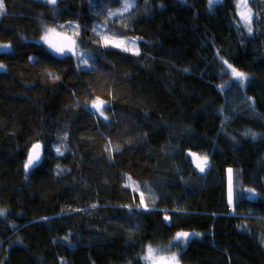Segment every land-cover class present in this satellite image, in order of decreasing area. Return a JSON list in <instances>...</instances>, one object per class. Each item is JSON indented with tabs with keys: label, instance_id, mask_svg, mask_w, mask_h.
<instances>
[{
	"label": "trees",
	"instance_id": "trees-1",
	"mask_svg": "<svg viewBox=\"0 0 264 264\" xmlns=\"http://www.w3.org/2000/svg\"><path fill=\"white\" fill-rule=\"evenodd\" d=\"M125 2L2 0L0 264H147V248L264 264L263 0H131L115 13ZM69 24L91 69L39 44ZM100 26L138 53L103 48ZM36 143L42 162L25 172Z\"/></svg>",
	"mask_w": 264,
	"mask_h": 264
},
{
	"label": "rangeland",
	"instance_id": "rangeland-1",
	"mask_svg": "<svg viewBox=\"0 0 264 264\" xmlns=\"http://www.w3.org/2000/svg\"><path fill=\"white\" fill-rule=\"evenodd\" d=\"M210 3H216L219 0H209ZM44 2H47L51 5H55V3H52L51 0H44ZM130 4L131 0H126L125 4ZM264 3V0L263 2ZM125 4L120 9H115V13L123 14L124 12L128 11L130 7L125 9ZM237 12L239 17L245 22V23H251L252 20H258V15L254 9L251 8L250 4L247 2L239 1L237 3ZM66 30L62 31V33H59L57 31L48 32L46 35L39 41V44H43L46 46V48L59 57L64 56H72L76 60V64L78 67L82 70H88L93 67L94 64V56L88 52V51H82L78 49V33L79 28L77 26H73V24L66 25ZM106 27L100 26L97 30V34L100 39V44L103 48L113 47L118 50L122 51H128L132 54H137L139 51L137 40L135 39H121L117 38L114 35L106 36ZM54 35V36H51ZM9 51L8 46H2L0 45V53H5ZM228 74L233 75L234 80L240 81L238 88L241 90L242 88H246V83L243 80L237 78L233 72L232 68L227 66ZM246 78V77H245ZM96 105L95 107L93 105ZM91 109L98 113L99 116L104 118V116L101 114L102 112V103L101 102H94L90 105ZM188 156L190 157V161L193 165V167L200 173H203L206 171L205 164L207 163V157L201 156L199 154H196L192 151L188 152ZM201 168H203V171H201ZM227 190H228V205L231 208V211L234 210V201H233V193H232V186H233V174L232 170H227ZM152 252H149V248L146 250V257H149L146 259L147 264H181L179 263L177 257L175 260L172 259L173 256L164 255L161 252H158V250H155L153 248Z\"/></svg>",
	"mask_w": 264,
	"mask_h": 264
},
{
	"label": "snow or ice",
	"instance_id": "snow-or-ice-1",
	"mask_svg": "<svg viewBox=\"0 0 264 264\" xmlns=\"http://www.w3.org/2000/svg\"><path fill=\"white\" fill-rule=\"evenodd\" d=\"M51 2L55 3V0H51ZM128 7H130V4L126 3L125 4V9H127ZM0 11H3L2 0H0ZM249 32H251V28H249ZM229 67L231 68V65H229ZM232 72L237 78H239L241 80H243L245 78L243 73L237 72L236 69H234V68L232 69ZM93 106L95 107L96 105L94 104ZM57 151H59V150H57ZM32 163H33V159H32V157H29L28 163L25 165V168L27 169L28 167H30L32 165ZM201 171H203V168H201ZM0 215H2V213H0ZM166 219H167V217H166ZM188 236H189L188 233H178L176 238L178 240L181 239V238H184L186 240L188 238ZM149 252L150 253L152 252L151 248H149ZM148 258L149 257H145V259H148ZM172 259L175 260L176 257L173 256Z\"/></svg>",
	"mask_w": 264,
	"mask_h": 264
},
{
	"label": "water",
	"instance_id": "water-1",
	"mask_svg": "<svg viewBox=\"0 0 264 264\" xmlns=\"http://www.w3.org/2000/svg\"><path fill=\"white\" fill-rule=\"evenodd\" d=\"M43 148L41 146V144L36 143L35 145H33L28 153V158H27V163L29 160V157H32L33 159V163L30 167H28L27 169L25 168V172H28L30 170H32L33 168H38V166L40 165V163L42 162L43 159Z\"/></svg>",
	"mask_w": 264,
	"mask_h": 264
},
{
	"label": "crops",
	"instance_id": "crops-1",
	"mask_svg": "<svg viewBox=\"0 0 264 264\" xmlns=\"http://www.w3.org/2000/svg\"><path fill=\"white\" fill-rule=\"evenodd\" d=\"M53 31H57V30H53ZM53 31H51V32H53ZM57 32H59V33H62L61 31H57ZM51 36H54V35H51ZM207 163L205 164V169H206V171H207V169H208V167H209V159L207 158ZM205 171V172H206ZM205 172H203V173H205ZM199 173V172H198ZM156 250V249H155ZM169 256H171V255H169Z\"/></svg>",
	"mask_w": 264,
	"mask_h": 264
}]
</instances>
